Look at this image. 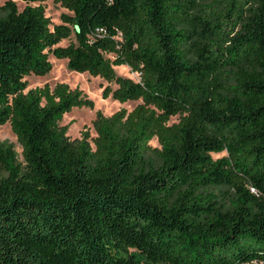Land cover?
Returning a JSON list of instances; mask_svg holds the SVG:
<instances>
[{"label": "trees", "instance_id": "16d2710c", "mask_svg": "<svg viewBox=\"0 0 264 264\" xmlns=\"http://www.w3.org/2000/svg\"><path fill=\"white\" fill-rule=\"evenodd\" d=\"M21 1L0 7V126L22 147L0 144V264H264V0H53L59 25ZM51 57L141 103L72 140L64 116L94 101L27 91Z\"/></svg>", "mask_w": 264, "mask_h": 264}, {"label": "rangeland", "instance_id": "374dc122", "mask_svg": "<svg viewBox=\"0 0 264 264\" xmlns=\"http://www.w3.org/2000/svg\"><path fill=\"white\" fill-rule=\"evenodd\" d=\"M7 0H0V7H2ZM16 2L20 11L26 7V3L21 0H13ZM32 6H44L46 10V15L49 17L53 25H59L62 23V15L70 14L66 9H64L60 4L54 3L53 0H49L44 3L31 4ZM71 42H76L73 36L70 40L63 41L60 46H68ZM113 58V57H111ZM51 62L53 64L52 71L45 77L30 76L25 80L28 82V90L35 89L38 87H43L49 84L54 87L56 84L64 83L67 84L72 90L79 89L88 96L89 99L94 101V109L88 108H75L71 113L64 116L62 125H71L68 135L73 139L82 138V133L89 132L92 137H96V132L93 127V122L96 119L98 112L109 117L120 111L121 109H126L127 111H132L139 102H128L125 104H120V102L113 100L112 98L104 99L103 91L108 86V83L101 79L92 77L88 73H77L72 72L68 69L67 60H58L51 57ZM118 76L130 78L134 81H139L140 77L136 73H132L130 68L127 66H121L115 68ZM112 88H116L115 85H111ZM74 116V117H73ZM180 117H173L170 124L178 123ZM83 127V128H82ZM78 129V130H77ZM0 144L8 147H12L19 160H22V147L17 141V137L12 131L9 123L0 126ZM152 147H159L158 141L155 139L151 142ZM227 153L213 154V158L220 159L226 156ZM229 203V202H228ZM227 203V204H228Z\"/></svg>", "mask_w": 264, "mask_h": 264}, {"label": "bare ground", "instance_id": "6f19581e", "mask_svg": "<svg viewBox=\"0 0 264 264\" xmlns=\"http://www.w3.org/2000/svg\"><path fill=\"white\" fill-rule=\"evenodd\" d=\"M74 117V116H73ZM83 128V127H82ZM78 130V129H77Z\"/></svg>", "mask_w": 264, "mask_h": 264}]
</instances>
